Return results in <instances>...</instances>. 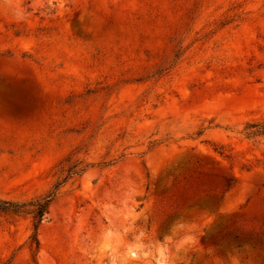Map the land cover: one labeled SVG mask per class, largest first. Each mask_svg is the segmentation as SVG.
<instances>
[{
	"label": "rangeland",
	"instance_id": "1",
	"mask_svg": "<svg viewBox=\"0 0 264 264\" xmlns=\"http://www.w3.org/2000/svg\"><path fill=\"white\" fill-rule=\"evenodd\" d=\"M264 0H0V264H264Z\"/></svg>",
	"mask_w": 264,
	"mask_h": 264
},
{
	"label": "trees",
	"instance_id": "2",
	"mask_svg": "<svg viewBox=\"0 0 264 264\" xmlns=\"http://www.w3.org/2000/svg\"><path fill=\"white\" fill-rule=\"evenodd\" d=\"M257 134H264V131H256ZM55 198V194L52 193L46 197L32 200L26 203H14V202H0V213H7L15 216L21 214L30 216L35 231H37L44 219L49 213V207Z\"/></svg>",
	"mask_w": 264,
	"mask_h": 264
}]
</instances>
